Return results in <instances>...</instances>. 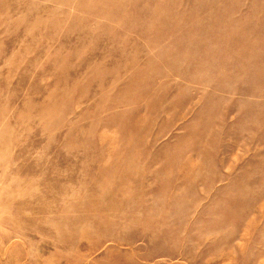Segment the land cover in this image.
I'll return each instance as SVG.
<instances>
[{"label": "rangeland", "instance_id": "1", "mask_svg": "<svg viewBox=\"0 0 264 264\" xmlns=\"http://www.w3.org/2000/svg\"><path fill=\"white\" fill-rule=\"evenodd\" d=\"M0 264H264V0H0Z\"/></svg>", "mask_w": 264, "mask_h": 264}]
</instances>
